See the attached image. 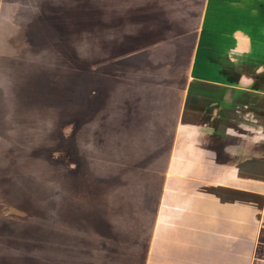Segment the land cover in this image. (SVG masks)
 <instances>
[{"label":"rangeland","instance_id":"374dc122","mask_svg":"<svg viewBox=\"0 0 264 264\" xmlns=\"http://www.w3.org/2000/svg\"><path fill=\"white\" fill-rule=\"evenodd\" d=\"M1 4L0 264H144L172 143L162 49L178 3ZM138 38L161 51L135 54Z\"/></svg>","mask_w":264,"mask_h":264},{"label":"crops","instance_id":"0c3cea01","mask_svg":"<svg viewBox=\"0 0 264 264\" xmlns=\"http://www.w3.org/2000/svg\"><path fill=\"white\" fill-rule=\"evenodd\" d=\"M174 1L175 118L144 264H264V0H202L192 26L199 2Z\"/></svg>","mask_w":264,"mask_h":264},{"label":"clouds","instance_id":"9594fccd","mask_svg":"<svg viewBox=\"0 0 264 264\" xmlns=\"http://www.w3.org/2000/svg\"><path fill=\"white\" fill-rule=\"evenodd\" d=\"M251 49L249 48V49H247V51H250ZM233 62H235V61H233Z\"/></svg>","mask_w":264,"mask_h":264}]
</instances>
